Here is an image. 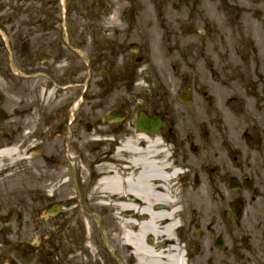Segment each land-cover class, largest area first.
I'll return each instance as SVG.
<instances>
[{
  "label": "flooded vegetation",
  "instance_id": "obj_1",
  "mask_svg": "<svg viewBox=\"0 0 264 264\" xmlns=\"http://www.w3.org/2000/svg\"><path fill=\"white\" fill-rule=\"evenodd\" d=\"M0 100V177L23 178L0 209V264H139L121 234L171 205L88 194L101 163L128 170V140L145 151L138 137L172 173L150 198L179 200L185 264H264V0H0Z\"/></svg>",
  "mask_w": 264,
  "mask_h": 264
},
{
  "label": "bare ground",
  "instance_id": "obj_2",
  "mask_svg": "<svg viewBox=\"0 0 264 264\" xmlns=\"http://www.w3.org/2000/svg\"><path fill=\"white\" fill-rule=\"evenodd\" d=\"M145 141H147V143H145ZM138 142L147 144L145 151H140L138 145L133 140H128L125 146H123V150L126 152L125 159H127V163L129 164L127 165L128 170H123L121 177L116 174L112 165L107 166L105 163H101L95 167L94 170L96 173H100L101 171H106V173H104L105 175L101 178L99 183L88 191V194L91 196V200L100 196L101 200L108 201L109 198L112 199L126 194L125 197L128 198L133 196L148 202L159 199L170 204L171 210L168 212L153 215L152 221L149 223H140L136 230L134 229L135 231H131L129 228L124 231L120 236L121 241L128 250L132 248L133 254L139 264H163V259L165 260L164 264H185L180 243L172 239L179 226V211L176 209L179 200L173 193L154 196V199L150 198V196H152V190H154V183H157L162 189L170 188L169 184L172 179V173L167 175L162 171L159 165L151 159L149 154L152 152L151 149H153V146L148 143L146 138L138 137ZM8 152L9 151L0 153V158L6 156ZM138 166L141 167V171L136 178H133L134 170H132V168L136 171ZM81 173L82 171L80 172V176H82ZM72 174L75 184V172H72ZM83 187L85 188V186ZM142 196L144 198H141ZM119 207H121L123 211L132 209V206L124 199H121L119 202ZM156 219L157 222L167 220L166 226L160 229L156 227V224H154V220ZM134 222L135 221L123 220V224L127 227H130V223ZM149 233L155 236L164 235L171 239L172 244L165 250L152 248L144 242L145 236Z\"/></svg>",
  "mask_w": 264,
  "mask_h": 264
},
{
  "label": "rangeland",
  "instance_id": "obj_3",
  "mask_svg": "<svg viewBox=\"0 0 264 264\" xmlns=\"http://www.w3.org/2000/svg\"><path fill=\"white\" fill-rule=\"evenodd\" d=\"M56 152V151H54ZM1 159H4L3 163L4 164H1L0 163V173L2 174V172H4V168L5 167H8L9 166V160L7 158V156H3ZM0 159V160H1ZM23 178H19L17 177L16 175L13 176L8 174V175H1L0 177V209L2 208H5V207H15L17 205V201L21 199L19 193H18V188L20 186V183L22 182ZM33 179H27V181H31L32 182ZM67 196H59V197H56L55 199H60V200H64L66 199ZM27 200V199H26ZM56 202V201H55ZM54 204V202L52 203ZM80 203H78L77 205H79ZM34 204L32 203H29L28 201H26V204L22 205L21 207H24V206H29V207H32ZM20 207V205H19ZM73 214V218H72V222L75 220V222L77 221H86L87 219L85 218V215L82 214L79 210H77V212H72ZM60 215V214H59ZM42 216V215H41ZM60 217H56L55 219L53 220H45L43 225H42V236L44 237V241H45V245L46 247H44V258H45V261H48V257H47V253L48 252H51L52 250H55L57 248V244H58V235L57 233L58 232V229L56 228L55 229V226L53 227V230H50L48 228V226H52L54 224H56L58 221L60 222ZM249 221V220H248ZM41 226V225H40ZM28 231V230H27ZM26 231V232H27ZM65 232H69V231H65ZM33 233L34 231L32 230V237H33ZM50 236L51 235V240L47 241L46 240V237ZM232 236V235H230ZM230 236H224V240H225V243L226 245L228 246L227 250L228 252H224L227 256L228 254L230 253V248H231V242L232 239ZM230 238V239H229ZM219 258H222L221 255L218 256ZM225 258V257H224ZM54 263H56V260H53ZM232 260H228V262H230Z\"/></svg>",
  "mask_w": 264,
  "mask_h": 264
}]
</instances>
